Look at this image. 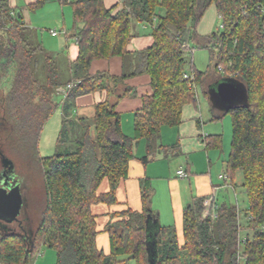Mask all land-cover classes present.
I'll return each mask as SVG.
<instances>
[{"label": "trees", "instance_id": "obj_1", "mask_svg": "<svg viewBox=\"0 0 264 264\" xmlns=\"http://www.w3.org/2000/svg\"><path fill=\"white\" fill-rule=\"evenodd\" d=\"M62 2L72 7L79 47L67 81L51 56L43 66L46 77L39 79V57L45 49L10 2L0 0V153L7 155L6 150L21 159L32 152L30 165L37 164L42 172L45 192L32 233L26 225L29 217L11 225L0 221V264H32L42 246L56 250V264H125L119 259L125 256L136 264H264V0H119L112 6L106 0ZM45 3L38 0L35 6ZM212 6L224 28L204 36L198 26ZM142 22L153 28V43L130 51ZM191 44L209 51L211 61L206 72L196 71L192 64V81L184 78L185 46ZM115 57L126 65L121 76L90 73L94 61ZM141 75L150 78L152 94L142 98V107L135 112L131 137L123 132L117 107L122 99L137 95L125 81ZM224 79L244 84L248 95L247 105L220 111L213 119L232 115L231 151L223 174L227 179L222 181L230 180L234 190L245 189L249 206L244 221L237 205L194 198L183 212L181 244L175 227L155 221L154 189L144 178L142 210L128 207L110 215L104 230L110 253L105 254L97 244L98 216L92 207L118 204L117 189L129 178L137 144L145 141L148 154L141 161L147 164L153 151L160 153L162 128L180 125L183 107L198 103L196 85L200 83L210 102L209 90ZM70 84H74L66 92L70 101L103 92L108 98L94 106L92 116L75 117L76 105L65 103L62 123L76 135L73 147L41 157L44 126L59 107L53 95ZM208 141V149L223 148L221 134L210 135ZM104 180L109 191L99 193Z\"/></svg>", "mask_w": 264, "mask_h": 264}, {"label": "crops", "instance_id": "obj_2", "mask_svg": "<svg viewBox=\"0 0 264 264\" xmlns=\"http://www.w3.org/2000/svg\"><path fill=\"white\" fill-rule=\"evenodd\" d=\"M8 1L10 2V5L15 9L16 14L26 25L30 23L28 19H30V15L32 14V12L42 10L49 2H56L60 4V10L58 11V13L60 12V16L63 17L62 20L65 21L64 6L69 5V3H63L62 1L64 0H46V3L42 7L37 8L35 5L38 0ZM68 1L70 2L71 0ZM118 1L119 0H106V3L108 6H112L115 5ZM216 16L219 18L216 8L212 6L207 11L202 22L198 26V32L201 35L208 36L213 33L214 30H212V26L215 22V19L217 18ZM54 23L55 29L53 31H57L56 25H60L61 19H56ZM63 25L65 26V22H63ZM35 30L37 31V29ZM152 30L153 28L146 23H139L137 27L138 35L130 44L129 50L134 52L141 51L150 47L153 43ZM53 31L51 30V34ZM64 34L67 35V32L65 31ZM74 35L72 36V38L74 37ZM78 54L79 47L75 38V44L73 46L68 45V60L70 62V67L77 59ZM128 64L129 63H127V67L129 66ZM125 68L126 65L124 64V60L120 57H115L112 59H102L94 61L91 65L90 73L96 74L97 72H109L112 75L121 76ZM125 84L129 87L135 88L137 91V95L135 97H127L122 99L118 104L117 112L120 113L122 117L123 132L127 136L133 137L135 112L142 107V98L146 95L152 94V88L150 85V78L147 75L129 78L125 81ZM58 93L63 95V100L58 103V110H61V115L64 113V104L67 102H73L76 105L74 115H80L86 112L92 113L93 115L94 106L98 103L104 102L108 98L107 92H103L84 95L77 98L76 100L70 101L68 99L67 93H65V87L59 88ZM203 100H206V98L202 100L198 98V103L187 104L183 107L182 122L180 125L164 126L162 128L161 138L159 142L161 146L160 153L156 154L154 159H150L149 157L150 162H148L147 164H144L143 161H141V158L146 156L148 154V151L147 146L144 150L140 144V148L138 149L137 154L139 156H136V159H133L130 162L129 178L131 177V175H134L132 173L136 174L134 179H137L139 181L140 196V181L144 178L150 179L154 189L151 207L156 213L155 216L156 218H158V221L162 226L174 227L173 225H175L176 222H174L175 224L170 222V218L168 217V215H166V219H164V211L155 203V199L159 191L157 185L160 182L166 184L167 191L169 190V194L172 199L176 197L175 191L178 192V199L176 198L177 206L173 200V202H171V212L175 214L178 209V213L180 215H183L184 209L193 201L194 198L212 197L213 199H215L214 196H216L217 192L221 190V185L219 184V182H221L220 176L224 174L225 165L224 163H220L221 159H218L219 157L217 158V155L215 154L218 151L217 149H208V137L210 135L220 134H214L207 128L209 122L214 123L219 121L213 120L214 114L216 113H213L212 106L209 107L207 102L205 101L204 103ZM209 104L211 103L209 102ZM125 117L128 124V131H125L123 126V120ZM168 156H171L172 159L169 161L170 163L168 161V163H165V160H167L166 158H168ZM174 163L178 164L176 175L179 177V179H175L171 171L170 166ZM181 170L186 173V177H182L178 174V172ZM216 174L217 178L214 177V175ZM128 179L122 181L121 183L126 182ZM121 183L118 186L117 196L118 194L120 195ZM226 186L227 188L232 187L229 184H226ZM181 188L183 191H181ZM215 204L218 205L216 201ZM93 208L94 207H92V212ZM142 208L143 205L141 208L136 209V211H141ZM111 214L112 213H109L108 216H110Z\"/></svg>", "mask_w": 264, "mask_h": 264}, {"label": "rangeland", "instance_id": "obj_3", "mask_svg": "<svg viewBox=\"0 0 264 264\" xmlns=\"http://www.w3.org/2000/svg\"><path fill=\"white\" fill-rule=\"evenodd\" d=\"M73 1V0H71ZM122 1V0H121ZM60 4L59 3H47L45 7L42 10L32 12L30 15V19L28 21L30 22L27 26H29L35 33L32 35L34 40L36 39L35 36H37V41L41 42L43 45L45 52L43 53V56L39 57L40 62V68L38 77L39 79H44L46 77V68H44L45 59L48 56L56 58L58 62V66L61 69L62 72V80L67 81L70 77L69 69H70V62L68 60V45L73 46L75 44V38L72 36L75 33V26L73 21V10L72 7L69 5L64 6V19L60 16V12L58 13ZM217 17V16H216ZM56 19H61L60 25H56V29L58 32V36L55 37L51 34V30L53 31L55 29V21ZM27 21V20H26ZM63 22H65V26L63 25ZM221 25L220 18H216L215 22L213 23L212 30L213 32L218 31L219 26ZM141 28V27H140ZM37 29V31L35 30ZM67 32V35L64 34V32ZM185 50L187 52L186 57L188 59L187 63V72L188 74L191 73L192 64L195 67L196 71L199 72H206L209 67L211 66L210 61V54L209 51L200 49L195 44L186 45ZM192 49L194 50L192 52ZM9 85L5 86V89H7ZM206 87V85H205ZM197 88V95L199 99H205V96L202 93V88L200 83L196 85ZM53 98L56 100V102L60 103L63 100V95L60 93L54 94ZM207 102L208 106H212L209 104V101L203 100ZM200 103V102H199ZM216 115H220L221 112L217 109L214 110ZM94 114V113H93ZM63 115V114H62ZM61 115V110H57L52 118L45 124L42 136L39 140V153L41 157H50L55 154H57L61 149H69V147H73V140L75 138V133L72 131L70 125L64 126L63 122V116ZM2 116V113H0V117ZM77 116H92V113H83ZM130 118V117H129ZM123 126L124 130L128 131V124L126 121V117L123 120ZM208 130L214 134H221L222 140H223V148L221 150H218L217 155L218 159H221L220 163H224L231 151V143H232V115L228 114L225 115L222 119V121L208 124ZM133 129V128H132ZM65 130V131H64ZM67 130V131H66ZM69 132L67 135L64 136V132ZM133 132V130H132ZM69 137L67 139L66 137ZM67 141V142H66ZM141 147L145 150L146 143L142 140L137 144L135 154L136 156L138 154V149ZM4 153L7 154V156L10 160L13 161L15 165V174L18 178V182L22 185V193L24 197V208L22 210L21 217L23 220L29 217V222L26 223L28 226L29 232H33L34 228L37 227V223L39 221V216L41 211L43 210V204L45 203V192H44V179L43 174L38 168L37 164L35 165L33 162V165L31 163V159H33L32 152L29 156H25L21 159L17 158V156H14L7 153L6 150H4ZM158 154V152L153 151L149 157L150 159H154V157ZM215 155V157H216ZM165 163H168L172 158L171 156L166 158ZM168 161V162H167ZM170 163V162H169ZM166 167V166H165ZM171 171L175 179H179V177L176 175V170L178 168V164L174 163L171 166ZM225 169V168H224ZM2 170L1 165V158H0V171ZM134 175H131V177L126 181L121 183L120 186V195L118 194V204L108 206L104 204H98L94 205L93 207V213L98 216L97 222H98V237H97V244L100 250L104 251L105 254L110 253V238L105 232V226L108 224L111 220L108 216L109 213L114 212H120L128 207L136 210L138 208L142 207L141 202V196L139 191V181L137 179H134L136 176L135 173H132ZM223 175V174H222ZM215 178H217V174L214 175ZM236 179L238 181H241V174L239 172L236 173ZM183 181V180H182ZM188 181V180H187ZM219 184L221 185V190L217 192L216 196H214L215 201L218 203V205L223 204L224 202L231 203L233 205H237L240 209V216L242 218V221H244L243 216L245 214V211L248 209V199L246 196V192L244 188H237L234 190L232 187L226 186L225 182L220 180ZM230 182V180H229ZM228 182V184H230ZM186 185V184H185ZM158 194L155 199V203L157 206L162 208L164 211V219H166V215L170 218V222L175 224L173 225L178 234V240L182 244L184 242L183 238V215H180L178 213V209L176 213L171 212L172 204L171 202H175L177 206V199H178V192L175 191L176 197L172 199V197L169 194V190L167 191L166 184L163 182H160L158 185ZM109 190V184L107 180H104V182L101 184L99 188V193L107 192ZM118 190V189H117ZM181 191L182 188H181ZM27 198V199H26ZM177 198V199H176ZM176 199V200H175ZM211 199H213L211 197ZM28 200V201H27ZM211 201V200H210ZM126 203V204H124ZM210 203H208L209 206ZM217 205V204H216ZM207 215L209 214V210L206 212ZM32 219H31V218ZM110 219V220H109ZM26 222V220H25ZM15 224V223H13ZM11 225V224H9ZM246 232L244 231L242 234V237H244ZM241 253H244V248H241ZM241 254V255H242ZM120 260H126L125 264H136V262L129 258V256L121 257ZM57 262V252L56 250L49 248L47 246H42L39 251L36 253V255L33 258L32 264H56Z\"/></svg>", "mask_w": 264, "mask_h": 264}, {"label": "water", "instance_id": "obj_4", "mask_svg": "<svg viewBox=\"0 0 264 264\" xmlns=\"http://www.w3.org/2000/svg\"><path fill=\"white\" fill-rule=\"evenodd\" d=\"M211 105L221 112H228L240 105L248 104L247 89L234 79H224L209 90ZM3 173L0 182V221L6 224L20 222L24 208L21 183L15 174V165L3 153H0ZM159 223L158 218L155 220ZM154 264V263H152Z\"/></svg>", "mask_w": 264, "mask_h": 264}, {"label": "built area", "instance_id": "obj_5", "mask_svg": "<svg viewBox=\"0 0 264 264\" xmlns=\"http://www.w3.org/2000/svg\"><path fill=\"white\" fill-rule=\"evenodd\" d=\"M223 28H224V26H223V24H221L220 25V30H223ZM52 35L53 36H57L58 35V32L57 31H53L52 32ZM194 50L192 49V52ZM184 78L187 79V80H191V81L193 80V77L190 74H188V73L184 74ZM73 86H74V84L68 85L67 88L65 89V93L67 92V89H71ZM178 174L180 176H182V177H186V173L183 170L179 171ZM220 178H221V180H224L225 181L227 179V176L226 175H221Z\"/></svg>", "mask_w": 264, "mask_h": 264}, {"label": "flooded vegetation", "instance_id": "obj_6", "mask_svg": "<svg viewBox=\"0 0 264 264\" xmlns=\"http://www.w3.org/2000/svg\"><path fill=\"white\" fill-rule=\"evenodd\" d=\"M3 168H2V170L0 171V178H1V175H2V173H3ZM0 182H1V179H0ZM23 194V193H22ZM24 195V194H23Z\"/></svg>", "mask_w": 264, "mask_h": 264}]
</instances>
